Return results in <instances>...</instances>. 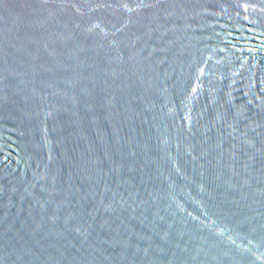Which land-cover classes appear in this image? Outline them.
Segmentation results:
<instances>
[{
	"label": "water",
	"instance_id": "1",
	"mask_svg": "<svg viewBox=\"0 0 264 264\" xmlns=\"http://www.w3.org/2000/svg\"><path fill=\"white\" fill-rule=\"evenodd\" d=\"M0 264H264V0H0Z\"/></svg>",
	"mask_w": 264,
	"mask_h": 264
}]
</instances>
